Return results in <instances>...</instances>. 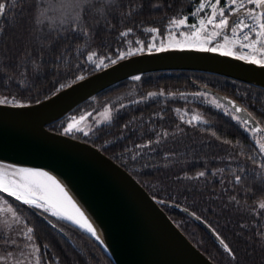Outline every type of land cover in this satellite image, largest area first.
Wrapping results in <instances>:
<instances>
[{
    "label": "trees",
    "instance_id": "16d2710c",
    "mask_svg": "<svg viewBox=\"0 0 264 264\" xmlns=\"http://www.w3.org/2000/svg\"><path fill=\"white\" fill-rule=\"evenodd\" d=\"M199 1L111 0L110 14L101 20L100 27H95L93 16L88 17L94 34L75 39L63 29V36L51 31L59 29V24L44 14L50 7L56 8L55 0H28L22 15L14 11L5 17L0 35V98L6 96L21 104L43 101L72 85L76 76L88 77L104 69L95 70L86 58L90 52L117 59L119 52L140 47L136 41L146 46L154 36L166 38L177 28L170 20L189 15L187 23H193L190 13ZM33 4L35 22L29 10ZM129 11L131 15L126 14ZM49 19L53 20L50 25ZM129 28L132 33L121 37ZM149 28L158 31L147 32ZM145 52L146 47L137 54ZM105 63L111 65L107 59ZM140 77L108 88L48 128L96 146L130 172L214 263L264 264V240L259 235L264 233V215L258 208L264 201V187L256 175L264 170L247 158L252 155L264 162L257 145V141L264 143V133L246 131L248 127L234 119L237 115L230 108L223 104L224 108L216 107L214 96L194 88L192 82L237 100L263 130L264 89L191 71ZM196 112L202 120L189 123L188 115ZM69 123L73 130L65 133ZM157 138L160 143L151 148L135 147ZM225 140L231 143H223ZM201 171L207 174L198 177ZM236 175L241 176L240 183ZM0 195L34 228L36 242L48 246L42 249L46 264H115L101 244L77 225ZM220 240L232 249L234 258Z\"/></svg>",
    "mask_w": 264,
    "mask_h": 264
},
{
    "label": "water",
    "instance_id": "95a60500",
    "mask_svg": "<svg viewBox=\"0 0 264 264\" xmlns=\"http://www.w3.org/2000/svg\"><path fill=\"white\" fill-rule=\"evenodd\" d=\"M166 71L213 74L264 89V68L185 47L133 55L43 101L24 104L26 107L0 105V168L42 169L64 182L115 264L216 263L190 241L130 172L96 146L48 127L120 82ZM192 84L214 96L237 116L250 119L246 113L234 111L230 102L245 108L234 98L195 81ZM247 127L259 129L254 133H264L255 118Z\"/></svg>",
    "mask_w": 264,
    "mask_h": 264
},
{
    "label": "snow or ice",
    "instance_id": "6c2138e0",
    "mask_svg": "<svg viewBox=\"0 0 264 264\" xmlns=\"http://www.w3.org/2000/svg\"><path fill=\"white\" fill-rule=\"evenodd\" d=\"M40 2L42 3L43 0H40ZM26 3H28V0H0V35L4 33L5 17L14 11H18L22 15ZM10 4L13 7L10 8ZM111 7V0H107V2L106 0H60L58 8L50 7L44 15L54 18L55 22L59 24V29L52 28V32H58L63 36V32L60 31L63 29L72 34L75 39H81L94 34L93 27L88 23V17L91 15L96 19L97 23L95 27L98 28L100 27L101 20L110 14L109 9ZM101 9H103L102 12ZM209 9L210 14L208 12ZM29 10L32 12L33 21L35 22L36 5L33 4ZM201 12L206 14L205 17H199ZM126 14L131 15V11ZM190 16L198 18L199 27H197V22L187 24L189 15L169 21L170 24L177 27L187 24L189 28L194 29L190 34H183L185 35L183 45L180 41L175 40L170 33V44L167 46L164 43H161L159 47L155 44L145 46L141 41H136L137 44H140V47L129 48L127 52H119L117 59H112L110 56L102 57L95 52H90L86 58L88 61L94 63L95 70H100L101 68L107 69L109 63H105L106 59L109 60L111 65H116L118 61L125 59V57L143 52L145 47L149 53L153 49L157 52H162L167 51L168 47L174 44L180 50H184L186 46L189 49L200 52L219 53L221 56L233 57L237 60L246 61L251 65H258L264 68V0H223V3L222 0H214V2L213 0H200L199 4L195 5V9L190 13ZM248 21H251V23ZM52 22L53 20L49 19L47 24L50 25ZM208 25H211L215 31L208 33ZM132 31L133 29L129 28L121 32L120 36L127 37ZM146 31L155 33L158 30L156 28H149ZM217 38L222 42L214 43ZM77 67L80 66L77 65ZM85 79L84 75H78L73 83ZM132 79L140 80L141 77L137 75L132 77ZM63 87L64 85H61V88ZM155 95L157 93H149V96ZM159 95H163V92L159 93ZM200 95L206 94L201 93ZM230 103H232V107L236 113H246L250 118L242 119L241 116H235L234 119L240 122L242 126H247L254 121L253 114L247 108H242L234 102ZM7 104H11L14 107L27 106L15 101V99L9 100L6 96L0 98V105ZM216 106L218 108L221 107L219 104ZM121 107L124 106L121 105ZM198 119L199 117L197 116L193 117V120ZM73 127L74 125L69 123L64 130L65 133L71 132ZM124 127L128 128V125H124ZM245 130L251 132L259 131L255 127L246 128ZM163 135L167 136V132H164ZM211 135L216 136V133L212 131ZM153 143H160L159 138L155 141L149 139L146 143L136 144L135 147L138 149L151 148ZM223 143L230 144L231 141L225 140ZM257 145L259 154L264 155V143L257 141ZM152 150L155 151V149ZM247 158L252 161L257 169L264 170V162L257 161L252 155H249ZM18 171L21 174L20 179L8 182H5L3 174H0V193H7L8 196L14 197L16 201H20L29 207L42 209L45 212L55 209L52 211L53 216L71 220L72 223L91 233L97 241L103 243L100 235L97 234L96 228L85 215V212L81 210V207L73 200L59 180L48 172L41 170L21 168ZM206 174L205 171H201L197 175L198 177H204ZM256 175L258 176L257 182L261 187H264V173H256ZM241 179L240 175L235 176L237 183H240ZM52 193H55V196ZM232 199L235 200V197ZM258 208L261 210L260 214L264 215V201L258 204ZM69 210H71V214H69ZM6 218H10L11 222ZM0 224L10 229L7 235L0 233V240H3V245L15 250V252L8 251L6 255L0 256V264H45L42 249L46 250L48 246L40 245L36 242L34 228L28 226L27 221L22 222L18 210L11 204L8 205L7 210L0 206ZM259 235L264 240V233ZM220 243L224 245V250L234 258L232 249L223 240H220ZM56 264H58V261Z\"/></svg>",
    "mask_w": 264,
    "mask_h": 264
},
{
    "label": "rangeland",
    "instance_id": "374dc122",
    "mask_svg": "<svg viewBox=\"0 0 264 264\" xmlns=\"http://www.w3.org/2000/svg\"><path fill=\"white\" fill-rule=\"evenodd\" d=\"M48 2H49V0H48ZM59 3H60V0H55V4H54V5H55L56 8L59 7ZM187 24H188V23H187ZM187 24H186V25H181V26L177 27L176 30H175L174 32L171 33V34L173 35L174 39L180 41L182 45H183V42L185 41V35H183V34H185V33L190 34V33L192 32L191 29H190V31L188 30L189 32H188L187 30H184V29L187 28ZM161 43H164L166 46L170 44L169 34L167 35L166 38H159V37H155V36H154L152 42H150V44H155L157 47H159V45H160ZM185 47H186V46H185ZM174 48H179V47H176L174 44H173V46L168 47V49H174ZM212 102H213L215 105H217V104L221 105V107H219V108H224V106H223L220 102H218L217 99H215L214 97L212 98ZM213 103H212V105H214ZM216 107H217V106H216ZM107 112H108V111L102 113V114L100 115V117H104L105 114H106ZM186 113H187V112H185V114H186ZM194 116L199 117V119H198V120H193V117H194ZM188 120H189V121H192V122H194V123H196V122L201 121L202 118H201L199 112H196V113H194V114H191V113H190V114L188 115ZM0 170H1V171H4V172L7 173V175H9V176H12V177L14 176V178H15L16 180H19V179H20V177H19L18 175L14 174V172H13L12 170H11V171H8V170H6V169H1V168H0ZM6 201H7V203H6ZM9 204H11V203H10L8 200L4 199L3 196L0 195V206H2L3 208H5V209L7 210ZM33 208H34V207H33ZM37 209H39V208H37ZM39 210L43 211L42 209H39ZM43 212L46 213V214L52 215V211H48V212L43 211ZM19 214H20V213H19ZM20 216H21V215H20ZM6 219H9V222H11V221H10V218H6ZM21 219H22V222H23V221H24V218H23L22 216H21ZM9 232H10V229H9L8 227H5V226H3L2 224H0V233H3L4 235H7V234H9ZM0 245H2V247H0V256H4V255H6L8 251H13V252H15L14 249H9L6 245H3V240H0ZM30 259H31V258H30ZM43 261H44V259H43ZM45 264H46V263H45Z\"/></svg>",
    "mask_w": 264,
    "mask_h": 264
},
{
    "label": "bare ground",
    "instance_id": "6f19581e",
    "mask_svg": "<svg viewBox=\"0 0 264 264\" xmlns=\"http://www.w3.org/2000/svg\"><path fill=\"white\" fill-rule=\"evenodd\" d=\"M23 168H25V169H32V168H26V167H23ZM19 169H21V167L20 168H17L16 170H13V172H14V174H16V175H18L19 177H21V174L19 173ZM36 170H41V171H44V172H48V171H45V170H42V169H36ZM50 175H52V176H54L57 180H59L63 185H64V182H62L58 177H56L54 174H51L50 172H48ZM0 174H3V178H4V180H5V182H8V181H10V180H16L15 178H14V176L12 177V176H9V175H7V173H5L4 171H1L0 170ZM65 186V185H64ZM65 189L68 191V189L66 188V186H65ZM68 193H69V195L73 198V200H75L74 199V197L72 196V194L68 191ZM52 195L53 196H55V193H52ZM79 206V205H78ZM55 209H53L52 211H54ZM69 214H71V210H69Z\"/></svg>",
    "mask_w": 264,
    "mask_h": 264
},
{
    "label": "built area",
    "instance_id": "2783aa9c",
    "mask_svg": "<svg viewBox=\"0 0 264 264\" xmlns=\"http://www.w3.org/2000/svg\"><path fill=\"white\" fill-rule=\"evenodd\" d=\"M200 2V1H199ZM199 2L198 3H196V5H198L199 4ZM213 2H214V0H213ZM222 3H223V0H222ZM208 12H209V14H210V9L208 10ZM205 13L204 12H201L200 14H199V17H205ZM194 22H197V27H199V24H198V18H193V23ZM249 23H251V21H248ZM191 29V28H190ZM192 31H194V29H191ZM207 30H208V33H211V32H213V31H215V29L211 26V25H208L207 26ZM229 35H230V33H229ZM220 42H222L221 40H219V38H217V40H215L214 41V43H220ZM209 46H213V45H209ZM245 51H248V50H245Z\"/></svg>",
    "mask_w": 264,
    "mask_h": 264
}]
</instances>
